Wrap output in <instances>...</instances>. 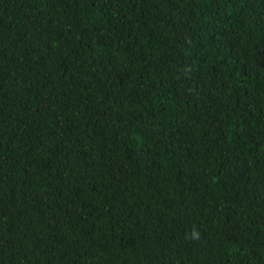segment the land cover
Segmentation results:
<instances>
[{
	"label": "trees",
	"instance_id": "trees-1",
	"mask_svg": "<svg viewBox=\"0 0 264 264\" xmlns=\"http://www.w3.org/2000/svg\"><path fill=\"white\" fill-rule=\"evenodd\" d=\"M0 264H264V0H0Z\"/></svg>",
	"mask_w": 264,
	"mask_h": 264
}]
</instances>
